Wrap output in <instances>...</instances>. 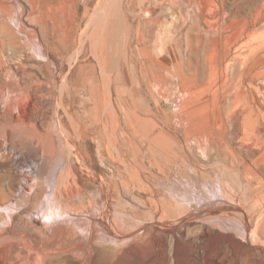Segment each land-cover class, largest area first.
I'll list each match as a JSON object with an SVG mask.
<instances>
[{
    "label": "rangeland",
    "instance_id": "374dc122",
    "mask_svg": "<svg viewBox=\"0 0 264 264\" xmlns=\"http://www.w3.org/2000/svg\"><path fill=\"white\" fill-rule=\"evenodd\" d=\"M204 1L206 2L208 1L207 3L210 5V7L209 5L204 7L203 6ZM0 3L6 9L10 11L11 19L10 18L9 19L11 20L10 23L12 24V26L9 23L10 21L9 19L7 20L8 25L11 27L12 32H14L13 34L16 36V38L17 39L21 38V40L17 41V44L22 43L18 45V51L17 49L13 50L11 46H9L7 43L8 41L11 42L12 36L9 40L7 38L4 41H1V38H2L1 36L0 46L7 47L6 57H5L7 61L6 64L7 65L11 64L10 66H14V65L18 66L20 62L26 61L25 63H27L26 64L27 67L33 68L34 70H38V72L40 70L43 71V72H39L40 74L42 73L41 74L42 80L49 81L51 79V76L52 78L56 76L55 79H57L55 80L56 81L55 82V99L50 98V99L45 100L46 106H49V105L50 107L53 106L52 109L49 108L47 111L48 115L50 114L52 115V117H55L54 123L52 125V130L53 129L55 130H53V132L51 133V135L53 134L54 136L53 140L51 136L45 139L42 137L36 136L31 129L21 128L20 130L17 131L15 142L16 144H19V143L22 144L24 147H23L22 153H17L16 151H7L4 155L0 157V161L3 164L2 166L3 168L0 167V201L4 198V194L7 195L10 192L9 195H15L16 197H18L17 195L20 193L18 191L19 181L12 178V175L15 174L14 171L16 169L17 171H20L26 168L27 170L34 169L35 166L32 163L33 157L31 158V156L36 154L37 152L38 153L45 152L43 156L47 157L48 153L44 149H47V147L51 148L53 145L55 146V154L53 156H50L48 162L44 164L45 165V170H44L45 178H43V180L41 179L40 182L43 181V184L47 183L46 185H48L49 181L52 182L51 172H53L54 169H56L57 172L61 173L67 167L69 163H72L74 165V168L76 169V171L79 173L81 177V183H82L81 187L83 188V190L88 192L85 200L82 199V200H79L80 201L79 202V201L74 200V198H72L73 200L71 199V203L73 204L71 206H74V208L77 209L78 212L80 211L79 213H81V216L83 215L84 216L80 217L79 219L77 217L75 218L72 217V219L70 220L67 219L65 221L64 226L61 228L62 231H66L67 233V231L70 232V230L72 231L75 230L81 233L83 232V229H84L82 220L83 221L86 220L85 222L91 223L90 221H88L87 215H91L93 213V210L95 209V205L96 207L99 206L98 202L96 201L98 198L97 196L99 195L96 192L94 193V190H97L99 188V183L101 180H103L101 182L104 185L107 182L106 183L107 185L104 188H102V191L105 192V194L101 191L104 195L107 194L106 197L104 196L105 199H103L104 200L103 205L105 206L106 210L109 207L107 206V200H106L107 196H109L112 200L111 207H109L108 209L109 211L107 212V214L111 217L113 216L117 217L118 227L124 228L125 230L128 231L129 229L133 227L131 223L133 222V219L134 220L136 219L135 221L144 220L146 217L151 216L150 215L151 213H149L151 211H149V207L147 209H144L142 207L143 206L141 205L142 201L146 199V196L143 192L138 190L137 186H135V189L132 190L134 191L133 195L135 194L134 195L135 197H134L130 191L131 188L129 190V193H127L128 191L126 190L128 189L125 190V186H122L120 183L126 179L130 181L134 179L132 182L135 184V180L139 181L140 179L142 180L144 179L145 182L154 184L157 181L156 179L158 176L163 177L165 179L172 178L169 175L168 169L166 168V166L162 164L164 161L162 162V159L159 160L160 157H163V156H159L155 158L154 155L152 156V152L150 148L149 150L148 149L146 150V147L144 148L143 144H145L146 142L145 139H143L141 136H137L136 138L133 139V141H131L130 139V137L133 136L134 132L139 133L138 131L141 130L140 126L138 125L134 126V124L139 123L140 125L141 122L147 123L146 120H149L148 124L146 125H148L149 127H152L155 130V132L157 131L162 132L166 137H168V141H167L168 148L166 151L170 154H174L175 156L176 155L179 156L177 161H178V166L180 167V170L182 171L181 177L183 179L186 178L184 175V172H186L187 174H190V170L187 169L188 166L185 167V165L182 164L186 162L190 164L191 166H195L197 170L203 172V174L206 177L208 178L215 177L216 182H218L217 180L218 177H221L224 183L226 182L229 186L233 185V182L231 183L230 182L231 180H229L230 179L229 173L236 172L235 171L236 168L234 165L235 163L233 161L224 159L223 157L222 158L217 157V153L214 150L211 151V155H207V154L205 155V152L207 151L206 139L203 136H201L199 132L188 130V126H187V124L189 123V119L187 116L188 109L185 110L184 108L180 106V103L184 101V97L182 95H179V92H178L179 85L177 82L179 78L181 80L184 79L183 82H186V83L192 82L194 80V75L196 72L201 73L202 70H208L209 67H217V68L219 67L217 83L219 80V83L221 85L219 86L221 89L220 94L225 96L228 99L230 96L238 95L242 89H245V87H247L246 88L247 90L249 88V91L254 93L252 94L248 91L249 92L248 94H250L251 99L253 98L256 99L255 100L256 105L259 108L260 115H262V113H264V82L262 80L264 79H262L261 76H258L256 80L259 78V80L262 83L259 80H258L259 82L255 80L254 82L255 84L253 83V85L248 84L249 82L248 83L243 82L244 84H242L241 80H239L241 79V76L239 75L240 74L239 71L242 70V68L243 70H246L250 66H255V69L257 71H262V69H264V28H263L264 26V23H263L264 22V18H263L264 17V0H134V1L132 0L131 1L132 5H128V0H124V1L121 0L117 4L118 10L115 7L114 8L111 7L109 0H101V1L95 0L94 4L96 5L95 6L92 5L90 7L86 0H0ZM65 5L66 6L68 5L69 7L68 6L66 7ZM78 6L80 9L78 8ZM60 7H62L61 10H64V12L57 15L58 16L57 18H54L55 10ZM131 7H134L135 9L133 12L131 11L132 13H130ZM148 7L150 8V10ZM69 9H70V12H69ZM115 9L118 12V14L120 13L119 19L114 18L113 12H115ZM124 10H125V14H124ZM45 11L47 12L48 15H50L48 17V20L50 19L48 26L50 28L52 27V29H48L49 27L46 28L43 25H39L40 23L38 24L39 19L41 18L42 14H44ZM79 12L83 14V18L80 17ZM94 13L97 19L99 18L98 21L97 20L90 21V16H94ZM152 14L155 17L158 16V18L157 17L155 18L156 25H155L154 17L152 16ZM126 15L131 16V17H128ZM259 16H261V18ZM110 17L117 21V25H118L117 27L120 30V32L116 35L117 45L119 47L117 48L118 54L116 56L117 58L120 57L121 65H122L119 67L121 75L118 77L117 75H115L116 73L114 72L115 77H113L114 81L112 80L113 81L112 83L114 84V82L119 81V82H122V84L123 83L126 84V87L124 88L125 89L124 93L127 92L126 95H124V98L126 99L123 98L122 99L123 101L120 103H118V101L113 102L114 109L115 110L117 109L116 111H114L116 115L115 121H112L111 119L112 110L110 109V103H107L105 105L103 103L104 108H102V115L100 116V120L94 121L95 123H91L89 121H86V119H89V115L91 114V109L95 103L94 98H93L95 94H91V92L93 88L95 89L96 85L92 83V81H94L96 79L95 77L97 76V79L102 82V83L100 82L101 87H103V84H104L103 77H105L104 78L105 80L106 78H108V76L103 75L102 66H104V64L100 63L97 56H95L96 55L95 53H94L95 55L93 54L94 52L93 47H92L94 45L93 39H96L95 37L98 35L95 32L93 33V29L98 24L102 26H106L107 28L109 27L115 28L116 25L113 24V21L107 24H104L102 21H100L101 19H107V18L110 19ZM127 17L129 19H127ZM248 18L251 22L253 21V24H255V28L257 29L256 32L254 28L252 31L253 33H251L250 35H247L246 38H248V40L243 38L242 40L244 41L243 43L241 41L238 46L234 45L233 40H235V38L237 37V34L240 33V31H242L240 29L242 28L243 24L247 22L248 25L252 26L250 22L248 23V21H246L248 20ZM255 19H258V23L259 21H261L262 23L260 22L259 24H257V20ZM157 20H159V22H157ZM16 22H18L20 25L19 24L17 25ZM152 22H154V24ZM151 23L153 24L154 28L153 26L150 27ZM14 26H16L17 29ZM18 26L21 27L22 32L21 30L18 29ZM260 27L262 28L259 29ZM46 29L48 30L46 31ZM109 29L112 30V28H109ZM17 31H19L18 34L15 33ZM162 33H164L163 35H167V36L163 37L162 35L161 37L160 35ZM17 35H19V38L17 37ZM36 36H38V38H40L41 40L43 38L42 40L43 47H44L43 49H45L44 51L46 55L48 54V57L51 58L49 63L47 61H44V57H42V59L40 58V56L30 57L35 52V43L37 40ZM225 38L228 40L227 42ZM13 39L15 40V38ZM163 39H164V43H163ZM221 42L223 43L222 45H221ZM245 45H249V46H245ZM237 47H240V49ZM9 48L11 51L9 50ZM95 48L97 49V47ZM244 48L246 49L244 50ZM7 50L10 51V53ZM223 50H225L227 53L225 51L223 52ZM14 51L16 53H13ZM11 52L14 54V56H16V57H13L14 59H12L11 57V54H12ZM230 52L231 54H229ZM8 53L10 55V56L8 55L9 57L7 56ZM161 54L162 55L164 54L163 55L164 58L161 57ZM228 55L230 56L237 55V57L232 56V59H231L230 56L228 58ZM212 58H213V61H210V59L212 60ZM236 59H237V62L235 61ZM11 60H14L19 63L16 64L15 62ZM228 61H230L231 63H229ZM226 62L230 64L228 65V67L226 66L227 64ZM171 64H174V65H171ZM107 69H108L107 71L110 72V65H108ZM53 71H55L54 72L55 74L52 73ZM193 71H195V73ZM66 75L69 77L68 85L65 84L68 86L67 87L68 89H66V87L64 86V83L62 84V81L64 80V78L67 77ZM91 75L95 77L93 78V76ZM61 78H63V80ZM128 81H130L131 83L134 82V85H135V92H134L135 94L134 96L130 94L131 98L128 97L129 96V91H128L129 84L128 83H130ZM207 82L208 81L206 79L200 80V83L203 86L208 85ZM156 84L158 86L160 85L159 88H157L158 86ZM246 85H248L249 87ZM169 86H172V87L170 88ZM59 87L61 88L64 87V89L62 88L61 90V88ZM70 90L74 92L71 93ZM60 91H61V94H60ZM168 94H172V95L168 96ZM175 94H177L176 97H175ZM204 94L208 96H212L213 88H209L205 90ZM68 95L71 97V99L73 98L72 99L73 101L70 100V97ZM171 96L173 97L171 98ZM165 98L168 100H166ZM139 99L142 101H140ZM142 102H144L145 105ZM87 103L90 105H88ZM126 103L128 104V106ZM200 103L201 102H199V104ZM240 105L241 107L243 106L242 104ZM66 107L71 109L72 114L68 112ZM121 107L123 108V111ZM73 113L75 116L73 115ZM76 117H81L83 118L82 120H84L83 121L84 125L80 126L79 129L74 124ZM60 121H61V124L59 123ZM261 121L264 122L262 116H261ZM85 125L87 127H85ZM104 126H105V129H104ZM65 129L67 130L68 134L70 132L69 135L66 133ZM112 130L113 132L115 131L114 132L115 134H111ZM109 134L111 135V137L109 136ZM71 136H72V139L70 138ZM114 136H116L117 138H115ZM109 138H111L116 143L114 142L112 143V141H110ZM50 139L52 140V142ZM69 139H71L70 140L71 142L69 141ZM36 141L37 142L39 141V142L37 143ZM108 141H110L111 145L109 144ZM43 142H46V143H43ZM117 142L118 143L120 142L119 144H121L123 147L119 145ZM75 143L77 144L76 145L77 148H74ZM44 144L45 145L47 144L46 147ZM118 148L122 156L119 155L120 153H118L119 152ZM126 151L127 153L128 152L129 153L127 154ZM108 152L111 154H109ZM134 153H136V155ZM27 155L29 156L30 160H28ZM174 155H168L165 160L166 163H171L172 159L174 158ZM123 157L126 158L124 159L126 160L124 165L122 164L124 163ZM22 158L23 160L27 159V161L20 163L19 160H21ZM84 158H86L87 164L86 162L84 163L83 161ZM135 162H137L138 164V167H136L138 169L135 168V166H137V164H134ZM139 163H142V164H139ZM125 167L127 168L124 169ZM128 168L129 169L131 168L130 171ZM94 170L96 173L94 172ZM124 170H126L127 172ZM137 170H139V172ZM218 172L220 173L218 174ZM35 173L36 172H33V175H35ZM139 173H140V177H138ZM152 173L155 174L156 176H153ZM96 174H97V177H96ZM149 174H151L152 177ZM177 174L178 173L176 172L173 173V176H175V179L177 178ZM120 176L121 177L123 176L122 179ZM106 178L108 181L106 180ZM36 182H37L36 185L40 183L38 182L37 179H36ZM108 183L111 184L112 186L109 185ZM62 185H63L62 187H64L63 191L67 190L66 189L67 187H65L66 186L65 181L62 182ZM255 186H256L255 184H252L251 186H247L246 189L249 190L250 192H248V194L245 195L243 193V191H245V188L242 189V185H241L240 186L241 189L238 190V192L236 193L237 196H235L236 198L234 197L235 199L232 200V202L235 205H240V206L243 205L245 209L248 208V205H250L251 203L250 200L255 198V196L260 191L258 188L257 190ZM107 188L108 190L110 188L111 189L109 191H106ZM157 188L163 189L162 186H159ZM231 188L234 189L233 186H231ZM50 189L51 187H48L47 194L50 192ZM212 192L213 191H210L208 188H206L202 182V190H199L197 193L193 192V194L195 193V196H197L198 198L203 197V199L199 201V204L197 203L196 200H194L192 203L195 204L197 208L204 207V204L209 201H210V204H208L207 206L205 205L206 208L216 207L217 204L218 205L222 204V200L221 199L217 200V197L214 195L215 193L214 192L212 193ZM109 193L111 194L109 195ZM44 196H46V193ZM226 198H229V197H226ZM20 200H19L20 202L17 201L18 202L17 204H13L15 206L14 207L15 210L18 209L17 211H14L13 209V212L21 213L24 211V213L26 214H25V217H23L24 214H22L21 220H23L24 218V222H26L25 219H27V217L28 219H30L29 218L30 215H28L29 211L27 210H30V208H32L31 207L32 203L26 202V200H23V199H20ZM43 200L45 202V197ZM74 203L75 204L77 203V204L75 205ZM81 203L82 204L85 203L83 204V207ZM18 204L22 206L20 205L18 206ZM213 205H216V206H213ZM16 206L18 208H16ZM23 206L24 208L25 206H27L26 207L27 209L25 208L26 209L25 210ZM84 206H87V207L84 208ZM79 207L82 210L81 209L78 210ZM224 209L225 210H222V213H224L223 214L224 216L226 215L225 217L228 216L229 218V216L233 217V215H236V212L234 210L231 211L229 208L228 209L224 208ZM33 211L37 212V209H33ZM125 214L128 216H126ZM5 215H7V213H5L4 216ZM190 215L192 214L189 213V215L182 216L183 218L180 217L179 219H177V222H178V226H180L181 231H184L188 237L193 236L195 238L203 233L202 224L201 222L192 220ZM6 218L9 219V215L6 216ZM125 218H128V220L130 221H128ZM125 221H127V223ZM8 222L9 221L6 222L8 225L6 223L0 224V233L4 232V230L9 227ZM95 222L96 221L94 220L93 224L94 226L97 225L95 226L97 229L102 228L100 224H98L97 222L95 223ZM149 223H148L149 227H160L161 229L166 228L164 225L158 226V223L155 220H151ZM12 224L13 223L10 224V227H13ZM124 225L127 227H125ZM253 225L255 226V223ZM253 225H251V227H253ZM37 227H40L41 230H44L47 232L49 231L48 233H52L50 228L47 225L45 226L43 224H40ZM17 229L20 233L21 231H24L23 230L24 228L22 227H17ZM145 229H146L145 227L142 228L139 231V235H141L142 232L145 231ZM222 230L225 231L226 233L228 232H231L232 234L235 233L236 236L240 239L235 242L236 249L239 252L241 253L245 252L247 254H249L250 252V256H252V258L256 260V263L254 264H258L259 262H260L259 264H264V249L255 247V249H252L249 251L250 249L248 246L249 242L245 241V239L242 237L243 236L242 234L238 233L237 231L232 232L233 230L229 228L228 229L222 228ZM98 233L100 236L103 235L104 233L103 228L98 230ZM3 235L4 237L2 236L0 238L1 243L2 241L3 243L4 241L6 242L3 245H7V243L10 244L11 242H15L16 244H21V245L26 244L25 246L27 247L28 250L31 249V245H32L31 243H34V242L43 243L44 242V240L40 236H35L33 234H31L32 240L30 237L25 236V235L23 236L22 234L13 235L12 233L11 234L7 233ZM172 239L174 241L173 235L169 234L168 235L169 243L173 242ZM88 240H91L90 233H89V236L88 234L87 236H85L84 234L83 235L81 234L79 235V237H76V235L70 236L68 240L67 239L62 240V243H60L61 245L62 244L63 245L58 248L62 250H59L58 253H54L55 256L54 254L48 255L51 258H49L46 255L47 258L45 259L46 261L44 262H46V264L47 263L48 264H87L88 247L90 246L89 243L91 242ZM205 240H206L204 243L205 253L203 251L202 255L204 256H202L201 254L198 256V259H197L198 263L199 262L201 263V261L204 262L205 259H208L209 255H208V251L206 250V247L212 246V244H214V246L216 244L217 245L219 244V242L218 243L216 242L217 239L213 237H207ZM130 242L132 241H129L127 243H125V241L122 242L120 246H118L119 248L113 245L114 247L117 248L113 257L119 254L122 247L129 245ZM208 242H210L209 245H208ZM107 244L95 241V247L98 250V252L95 255L96 257H94L95 258L93 261L94 264H101L105 262L107 255L104 253L105 252L104 250ZM223 247H224V250L226 251L227 250L226 246L224 245ZM218 253L220 256L225 255L224 251L222 253L221 252H218ZM187 257H188V254H187ZM187 257H186V260H187ZM189 257L192 258L191 255H189ZM190 258L189 260H187V262L189 261V263H192V259ZM97 261L98 263H96ZM110 261L111 260L109 259L104 264H110ZM24 264H30V263L25 262ZM31 264H36V262L31 261Z\"/></svg>",
    "mask_w": 264,
    "mask_h": 264
},
{
    "label": "bare ground",
    "instance_id": "6f19581e",
    "mask_svg": "<svg viewBox=\"0 0 264 264\" xmlns=\"http://www.w3.org/2000/svg\"><path fill=\"white\" fill-rule=\"evenodd\" d=\"M86 1L88 2L89 7L92 5H94V6L96 5V4H94L95 0H86ZM120 1L121 0H109V3H110L112 8H114V7L117 8L118 7L117 4ZM131 1L132 0H128V5H132ZM207 2L204 1V5H203L204 7L209 5ZM209 7H210V5H209ZM78 8H79V6H78ZM61 9H62V7L57 8L55 10L54 18H57L58 17L57 15L64 12V10H61ZM117 10H118V8H117ZM134 10H135L134 7H131L130 13H132ZM149 10H150V8H149ZM69 12H70V9H69ZM65 13H67V12H65ZM113 13H114L113 14L114 18L119 19L120 13L118 14L116 9H115V12H113ZM124 14H125V10H124ZM153 14H152V16H153ZM98 15H99V13H98ZM12 16H14V15H12ZM49 16L50 15H48L47 12L45 11L44 14H42L41 18L39 19L38 24L40 23L39 25H43L46 28L49 27L48 26L49 20H50V19L48 20ZM126 16H128V15H126ZM10 17H11L10 11L8 9H6L0 3V38L2 36L1 41H4L7 38L9 40L12 36L11 42H9V41L8 42L6 41V42L8 43L9 46H11V48L13 50L17 49V51H18V45H20L22 43L17 44V41L21 40V38H19V35H17V37L19 38V39H17L16 36L13 34L14 32H12L11 27L8 25L7 20ZM80 17L83 18V14L80 13ZM128 17H131V16H128ZM128 17H127V19H129ZM153 17H154V22L156 25L155 18L156 17L158 18V16H156V17L153 16ZM259 17L261 18V16H259ZM87 19H89V18H87ZM91 20H95V21L97 20L98 21L99 18L97 19V17L95 16V13H94V16H90V21ZM255 20H257V24H259L261 22V21H259V23H258V19H255ZM100 21H102L104 24H107V23L113 21V24L116 26H115V28L109 27V28H112V30H110L106 26H102V25L98 24L93 29V33L95 32L98 34L95 37L96 39H93L94 40L93 41L94 45L92 46L93 51H94L93 54L95 53L96 55L95 54L94 55L97 56L100 63L104 64V66H102L103 75L108 76V78H106V80H105L104 79L105 77L102 76L104 84H103V87H101V85H100L101 81L97 79V76L95 77V76L91 75V76H93V78L94 77L96 78L94 81H92V83H94L96 86H95V89L93 88V90L91 92V94H95V96H93L95 103L91 109V114L89 115V119H86V121H89L91 123H95L94 121L100 120V116L102 115V108H104L103 103H104V105L107 103H110V109L112 110L111 111V113H112L111 119H112V121H115L116 115H115L114 111H116L117 109L116 110L114 109L113 102L114 101H118V103L122 102L124 95H126V93H127V92L124 93V90H125L124 88L126 87L125 83L122 84V82H119V81L114 82V84L112 83L114 81L113 77H115L114 72L116 73L115 75H117L119 77L121 75L119 67L122 66L120 57L117 58V56H116L118 54L117 48H119L117 45L116 35L120 32L119 28L117 27L118 26L117 21L115 19H112L111 17H110V19H108V18L107 19H101ZM246 21H248V23L250 22L252 24V26L248 25L247 22L246 23L244 22L245 24H243L242 28L240 27L241 28L240 30H242V31H240V33H238L239 35L237 34L236 38L233 37V38H235V40H233L234 45L238 46L239 43L243 40V38L248 40V38H246L247 35H250L251 33H253L252 31L255 28V24H253V21L251 22L249 20V18ZM10 22H11V20L9 21V23ZM20 22H21V20H20ZM154 22H152V23L154 24ZM157 22H159V20H157ZM16 23H17V25L19 24L18 22H16ZM152 23H151L150 27L153 26ZM11 26H12V24H11ZM14 27L17 29L16 26H14ZM14 27H13V29H14ZM24 27H26V26H24ZM157 27H158V25H157ZM153 28H154V26H153ZM261 28L262 27H260L259 29H261ZM263 28H264V26H263ZM18 29L21 30V27L18 26ZM48 29H52V27L51 28L49 27ZM48 29H46V31ZM254 30L256 32L257 29L255 28ZM40 31H42V30H40ZM21 32H22V30H21ZM15 33L18 34L19 31H17ZM150 33H152V32H150ZM164 33H162L160 36L162 37V35ZM22 34H21V36H22ZM92 35H94V34H92ZM164 36L166 37L167 35H163V37ZM36 37H37V40L35 43V52L33 51L34 54L31 55L30 57L40 56L41 59H42V57H44V61H47L49 63L51 58L48 57V54L46 55V53L44 51L45 49H43L44 48L43 42H42L43 38L41 40L40 38H38V36H36ZM158 37H159V35H158ZM168 37H170V36H168ZM13 38H15V40ZM145 39H146V37H145ZM164 39H163V43H164ZM225 40H226V42L228 41L226 38H225ZM243 42L244 41H242V43ZM257 43H258V41H257ZM222 44L223 43L221 42V45ZM252 45H253V43H252ZM2 46H4V45H2ZM94 46L97 47L98 51ZM245 46H249V45H245ZM5 47L0 46V157L2 155H4L7 151H16L17 153H22L24 146L20 143L16 144V142H15V137L17 135V131L20 130L21 128L31 129L36 136L42 137L44 139L49 138V136H51L52 140H53L54 136H53V134L51 135V133L53 132V130H55V129L52 130V125L54 123L55 117H52V115H50V114H49L50 115L49 116L47 113L48 109L49 108L52 109L53 106L52 107H50V105L46 106L45 100L50 99V98L55 99V82H56L55 80H57V79H55L56 76H54L53 78L51 76V79L49 81H44L41 79L42 73L41 74L39 73V72H43V71L40 70L38 72V70H34L33 68L27 67L26 66L27 63H25L26 61L20 62L21 63V65H20L19 62L11 60V61L15 62L16 64L19 63V65L18 66H16V65L10 66L11 64L7 65L6 64L7 61L5 59L7 47L6 48ZM237 48L240 49V47H237ZM245 49L246 48H244V50ZM9 50H10V48H9ZM165 50H166V48H165ZM10 51H8V52L10 53ZM224 51L225 50H223V52ZM218 52H219V50H218ZM9 53L7 54V56L9 55ZM13 53H16V52L14 51ZM13 53L11 54L12 59H14L13 57H16V56H14ZM229 54H231V52ZM163 55L161 54V57H163ZM223 55H224V53H223ZM229 56L230 55H228V58H229ZM232 56H230L231 59H232ZM234 56L237 57V55H234ZM238 56H239V54H238ZM161 57H160V59H161ZM226 59H227V57H226ZM210 61H213V58H212V60L210 59ZM230 61H228V62L231 63ZM235 61L237 62V59ZM238 62H240V61H238ZM229 63L226 64L227 67H228V65H230ZM108 65H110V72L107 71ZM171 65H174V64H171ZM218 68L217 67H209L208 70H202L203 72L201 71V73H199V72L195 73V71H193L195 73V75H194V80L192 82L186 83V82H183L184 79L181 80L179 78L178 82H177L179 85L178 92H179V95H182L184 97V101H182L180 103V106L182 108H184L185 110L188 109L187 110V116L189 119V123L187 124L188 130H192L194 132H199L200 135L206 139L207 145L206 144L205 145L207 147L206 148L207 151L205 152V155L206 154L211 155V151L214 150L217 153V157H220V158L223 157L224 159H227L229 161H233L235 163V164L234 163L233 164L235 165V168H236L235 171L236 172L235 173L234 172L229 173L230 174L229 180H231L230 181L231 183L233 182V185H231V186H233L234 189H232L231 186H229L226 182L224 183V181L221 179V177H218V179H217L218 182H216L215 177H212V178L206 177L203 174V172L197 170V168L195 166H191L190 164H188L186 162L182 163V164L185 165V167L186 166L189 167V168L187 167V169L190 170V174H187L186 172H184V175L186 178L183 179L181 177L182 171L180 170V167L178 166V161H177L179 156H177V155L175 156L174 154H170L166 151L168 148L167 147L168 146L167 145L168 137H166L162 132H159V131L155 132V130L152 127H149L148 125H146V124H148L149 120H146L147 123L141 122L143 127L141 126V124L139 125V123H136V124L133 123L134 126H137V125L140 126L141 130L138 131L139 133H137V132L133 133V136L130 137L131 141H133V139L136 138L137 136H141L143 139H145L146 142H145V144H143L144 148L146 147V150L147 149L149 150V148H150V150L152 152V156L154 155L155 158L159 157V156H163V157H160L159 160L162 159V162L164 161L162 164L166 166V168L168 169L169 175L172 177L171 179L170 178L165 179L163 177L158 176L156 179L157 181L154 183L155 185L152 183L145 182L144 179L143 180L140 179L139 181L135 180V184L132 182L134 179L132 181L126 179L121 183L118 182L122 186H125V190L128 189V190H126V191H128L127 193H129V190L131 188L130 191L133 195L134 191H132V190H134L135 186H137L138 190H140L141 192H143L145 194L146 199L142 201L141 205H143L142 207L144 209H147L149 207V211H151L149 213H151L150 214L151 216L146 217L144 220H139V221L138 220L135 221L136 219L135 220L133 219V222H131L133 227L131 226L132 228L129 229L128 231L125 230L124 228H119L118 222H117V217H114V216L111 217L107 214V212L109 211L108 209H109V207H111V204H112V202H111L112 200L109 196H107V198H106L107 206H109L108 209L106 210L105 206L103 205L104 204L103 199H105L107 194L104 195L105 192L102 191V188H104L107 185L106 184L107 182L106 183L104 182L105 183V185H104L101 182L103 180H101L99 183V188L97 190H94V193L96 192L99 195V196H97L98 198L96 200L98 202L99 206L96 207V205H95V209L93 210V213L91 215L85 214L88 217V221H90L91 223L85 222L86 220L85 221L82 220L83 226H84L83 232L80 233V232H77L75 230H73V231L70 230V232L67 231V233H66V231H62L61 228L64 226L65 221L67 219L70 220V219H72V217H74V218L77 217L79 219L80 217L84 216V215L81 216V213H79L80 211L78 212L77 209L74 208V206H71V205H73L71 203V199L74 198V200H76V201H79L82 199L85 200L88 192L83 190V188L81 187V184H82L81 183V177H80L79 173L76 171V169L74 168V165L72 163H69L67 165V167L61 173L57 172V170L54 169V171L51 172L52 173V176H51L52 182L49 181V184H48L49 186L46 185L47 183L43 184V181L40 182L41 179L43 180V178H45V171H44L45 165L44 164L48 162L50 156H53L55 154V146L52 145L51 148L47 147V149H44L48 153L47 157L43 156L45 154V152L44 153H40V152L38 153L37 152L36 154H34L32 156L30 155L31 158L33 157L32 163L35 166L34 169H28L27 170V168L26 169L22 168L23 170L17 171V169H16L14 171L15 174L12 175V178L19 181L18 191L20 193L18 192L19 194L18 195L16 194L19 198L16 197L15 195H9L10 194V192H9V194H7V195L4 194V198L0 201V224L6 223L7 221H9L8 222L9 227L6 228L4 230V232L0 233V238L2 236L4 237L3 234H7V233L8 234L12 233L13 235L22 234L23 236L25 235V236H28L30 238H31V234H33L35 236H40L44 240V242L43 243H37V242L31 243L32 244L31 249L28 250L27 247L25 246L26 244L21 245V244H16L15 242H11L10 244L7 243V245H3L6 242L4 241V243H3V241H2V243L0 242V264H24L25 262H29L31 264V261H35L36 264L37 263L43 264V262L46 261L45 260L47 258L46 255L47 256L52 255L54 253H58L59 250H62V249L58 248V247H61L63 245V244L62 245L60 244V243H62V240H65V239L68 240V238L70 236H74V235H76V237H79V235H81V234L82 235L84 234L85 236H87V234H88V236H89V233L91 236V240H88V241H91V242L89 243L90 246L88 245L89 247H88L87 264H94L93 263V261L95 259L94 257H96L95 255L98 252V250L95 247V241L100 242V243H106V244L108 243L106 245L105 250H104L105 252L103 251L107 255L106 260H105V262H103L101 264L106 263L109 259L111 260L110 264H254V263H256V260H254L252 258V256H250L249 251L252 249H255V247H259V248L264 249V179H263L264 178V122L261 121V116L264 120V113H262V115H260L259 108L256 105V101H255L256 99H254V98L251 99L250 94H248L250 91H249V88H248V90L246 89L247 87H245V89H242L238 95L230 96L228 99L225 96L221 95L220 94L221 89L219 87L221 85L219 83V80H218L219 84L217 83V78H218V74H219ZM127 69H129V68H127ZM201 69H202V67H201ZM48 70H50V69H48ZM124 70H126V69H124ZM54 72L55 71H53L52 73H54ZM125 73H127V72H125ZM239 73H240L239 75L241 76V79H239V80H241L242 84H244L243 82H246V83L249 82L248 84L253 85V83L255 82V80L258 76H261L262 79H264V76H263L264 69H262V71H257L255 69V66H250L246 70H243V68H242V70H240ZM126 76H127V74H126ZM61 79L63 80V78H61ZM202 79H206L208 81L207 82L208 85L203 86L200 83V80H202ZM258 80H259V78L256 81H258ZM98 81H99V83H98ZM262 81L264 82V80H262ZM128 82H130V81H128ZM63 83H64V86L66 87V89H68L67 88L68 87L67 85L69 83V77L68 76L64 78V80L62 81V84ZM62 84H60V85H62ZM65 84H67V85H65ZM128 84H129L128 85V89H129L128 90L129 91L128 97L131 98L130 94L132 96H134V94H135L134 93L135 92V85H134V82L133 83L130 82ZM175 85H176V83H175ZM159 86L157 88H159ZM246 86H248V85H246ZM169 87L171 88L172 86H169ZM59 88H61V87H59ZM62 88L64 89V87H62ZM62 88H61V90H62ZM144 88H146V87H144ZM209 88H213V95L212 96H208V95L204 94V91L209 89ZM222 90H223V88H222ZM170 91H171V89H170ZM73 92L71 91V93H73ZM141 93H143V92H141ZM165 93H167V92H165ZM173 93H175V92H173ZM250 93H252V92H250ZM60 94H61V91H60ZM172 94H168V96L172 95ZM252 94H254V93H252ZM176 95L177 94H175V97H176ZM168 96H166V97H168ZM173 96H171V98ZM72 99L70 97V100H72ZM124 99H126V98H124ZM166 100H168V99H166ZM182 100H183V98H182ZM140 101H142V100H140ZM199 102H201V103L199 104ZM142 103L144 104V102H142ZM240 104H242L243 106L241 107ZM88 105H90V104H88ZM127 106H128V104H127ZM256 108H258V109H256ZM67 110H68V112H70L72 114V111L70 108H67ZM106 110H107V108H106ZM104 111H103V113H104ZM122 111H123V108H122ZM73 115H74V113H73ZM130 117H132V116H130ZM82 119L83 118H81V117H76L74 124L76 125V127L78 129L80 126L84 125L83 124L84 120H82ZM59 123L61 124V121ZM86 125H85V127H87ZM67 128H68V126H67ZM104 129H105V126H104ZM114 132L112 130L111 134H115ZM19 133H21V132H19ZM66 133L68 134L67 130H66ZM69 134H70V132H69ZM128 134H129V132H128ZM109 136L111 137L110 134H109ZM114 137L117 138L116 136H114ZM70 138L72 139V136ZM71 139H69V141ZM52 140H51V142H52ZM109 140L112 141V143L113 142L116 143L111 138H109ZM110 141H108L109 144H110ZM43 143H46V142H43ZM52 144H54V143H52ZM41 145H43V144H41ZM46 145H45V147H46ZM76 145L77 144L75 143L74 148H77ZM119 145H121V144H119ZM143 145H142V147H143ZM202 145H204V144H202ZM36 146H38V145H36ZM116 146H118V145H116ZM108 147H109V145H108ZM42 148H43V146H42ZM118 150H119V148H118ZM118 153H120L119 155L122 156L120 150ZM126 153H127V151H126ZM40 154H42V155H40ZM109 154H111V153H109ZM134 154L136 155V153H134ZM126 155H124V156H126ZM135 155H134V157H135ZM168 155H174V158L172 159L171 163H166V161H165ZM117 158H118V156H117ZM124 159H126V158L123 157V160ZM28 160H30L29 156H28ZM119 160H120V158H119ZM135 160H136V158H135ZM26 161H27V159L23 160V158L21 160H19L20 163H23ZM83 161H84V163L86 162V164H87L86 158H84ZM125 161L126 160H124V163H122L123 165L125 164ZM129 161H130V159H129ZM137 161H138V159H137ZM134 164H137V162H135ZM139 164H142V163H139ZM2 166H3V164L0 161V167H2ZM51 167H52V165H51ZM127 167H125L124 169H126ZM136 167H138V164H137V166H135V168ZM91 169H92V167H91ZM130 169H129V171H130ZM136 169H138V168H136ZM220 169H221V167H220ZM124 171H126V170H124ZM137 171L139 172V170H137ZM33 172H36L35 175H33ZM91 172H92V170H91ZM94 172H95V170H94ZM175 172L178 173L176 179H175V176H173V173H175ZM95 173H94V175H95ZM219 173L220 172H218V174ZM134 174H132V175H134ZM149 175L151 176V174H149ZM153 176H156V175L153 174ZM96 177H97V174H96ZM101 177H103V176H101ZM122 177H121V179H122ZM138 177H140V173H139ZM35 178L38 180V182H40L37 185H36L37 182H36ZM130 179H132V178H130ZM106 180H107V178H106ZM63 181L66 182V186L65 185L64 186L67 187L66 188L67 190H64L65 192L63 191L64 187H62ZM109 182H110V180H109ZM202 182L206 188H208L210 191H213L215 193L214 195L217 197V200H220V199L222 200V204H220V205L217 204L218 207L216 205H213L216 207L206 208L205 205L207 206L208 204H210V201H209V202H206L204 204L205 208L200 207V205H199L200 208H197V206L192 203L194 200H196L197 203L199 204V201H201V199H203V197H199L200 198L199 199L197 196H195V193H197L199 190H202ZM252 184H255L256 189L258 188L260 191L255 196V198L252 197L253 199L250 200L251 203H250V205H248V208H246L247 210L243 207V205L242 206L235 205L232 202V200H234L236 198L235 197V196H237L236 193L238 192V190L241 189L240 186L242 185V189L245 188V191H243V193L245 195H247L248 192H250V191L247 190L246 187L251 186ZM109 185H111V184H109ZM109 185H108V187H109ZM159 186H162L163 189L157 188ZM48 187H51V189H50V192L47 194ZM68 188H69V190H68ZM109 190L107 188L106 191H109ZM193 192H195V193L193 194ZM45 193H46V196H44ZM89 194H90V192H89ZM110 194L111 193H109V195ZM44 197H45V202L43 200ZM204 197H206V196H204ZM226 197H229V198H226ZM20 199H23V200H26V202L32 203V206H31L32 208H30V210H27V211H29L28 212L29 214L28 213L27 214L30 215L29 216L30 219H28V217H27V219H25L26 222H24V218H23V220H21L22 214H24L23 217H25L26 213H24V211L21 213L13 212V209H14V211L18 210V209L15 210V208H14L15 206L13 204H17L18 203L17 201H19ZM20 201H22V200H20ZM79 202H78V204H79ZM135 202H136V200H135ZM83 204H85V203H83ZM83 204H82V207H83ZM19 205L20 204H18V206ZM29 205H31V204H29ZM20 206H22V205H20ZM88 206H89V204H88ZM210 206H212V205H210ZM26 207L27 206H25V208ZM80 207L78 208V210L82 208V207L81 208ZM85 207H87V206H84V208ZM16 208H18V207L16 206ZM23 208H24V206H23ZM224 208H226V209L229 208L231 211L234 210L236 212V215L232 214L233 217L229 216L230 219L228 218V216L225 217L226 215L224 216L223 215L224 213H222V210H225ZM21 209H20V211H21ZM33 209H37V212L33 211ZM86 209H88V208H86ZM192 210H194V211H192ZM10 211H11V213H10ZM119 212H121V211H119ZM5 213H7V215L4 216ZM189 213L192 214V215H190L192 220L201 222V224H202L203 233L200 234L198 237H195V238L193 236L188 237L184 231H181L180 226H178V222H177V219H179L182 216L189 215ZM8 215H9V219L6 218V216H8ZM35 215H37V216H35ZM126 216H128V215H126ZM125 219L128 220V218H125ZM131 219H132V217H131ZM94 220L98 224H100L101 227L103 228V230H104L103 235H101V236L99 235L98 230H100L102 228L97 229L95 227L97 225L94 226V224H93ZM151 220L157 221L158 226L164 225L166 228L161 229L160 227H149L148 223ZM128 221H130V220H128ZM125 222L127 223V221H125ZM11 223H13L12 224L13 227H10ZM254 223H255V226L253 225ZM40 224H43L45 226L47 225L50 228L52 233H48L49 231L47 232V231L41 230L40 227H37ZM251 225H253V227H251ZM183 226H181V227H183ZM17 227L24 228L23 229L24 231H21V233H20L18 231ZM125 227H127V226H125ZM144 227L146 228L145 231L142 232L141 235H139V231ZM222 228H224V229L229 228V229L233 230V231L231 230L232 232L237 231L238 233L242 234L243 235L242 237L245 239V241L249 242V245H248L250 248L248 251L249 254H247L245 252L244 253L239 252L236 249L235 242L237 240H240V239L236 236L235 233L234 234H232L231 232L226 233L225 231L222 230ZM112 229H113V231H112ZM120 229H122V230H120ZM115 230H117V231H115ZM169 234L173 235V237H174V241L172 239V241H173L172 243H169V240L171 239L169 237L170 239L168 240ZM207 237H213V238L217 239L216 242L217 243L219 242V244L218 245L216 244L215 246H214V244H212V246L206 247V250L208 251V255H209L208 259L204 258L205 259L204 262L201 261V263L200 262L198 263V261H197L198 256L200 254L202 255L203 251L205 253V247H204L205 244L204 243H205V241H206L205 239ZM72 239H74V238H72ZM31 240H32V238H31ZM124 241H125V243H127L129 241H132V242H130L129 245L122 247L120 253L117 254L115 257H113V255L115 254V252L117 250L116 247L120 246V244ZM209 243L210 242H208V245H209ZM113 245H115L116 247H114ZM224 245L226 246V249H227L226 251L224 250V247H223ZM217 251L221 252V253L224 251L225 255L220 256ZM187 254H188V257H189V255L192 256V258L189 257L190 259H192V263H189V261L187 262V260H189V258L187 257ZM54 256H55V254H54ZM202 256H204V255H202ZM48 257L51 258L50 256H48ZM186 257H187V260H186ZM96 263H98V261ZM257 263H258V261H257ZM44 264H46V262H44Z\"/></svg>",
    "mask_w": 264,
    "mask_h": 264
}]
</instances>
